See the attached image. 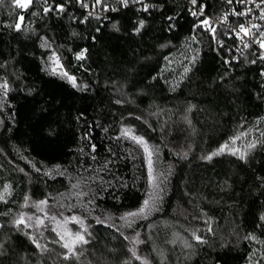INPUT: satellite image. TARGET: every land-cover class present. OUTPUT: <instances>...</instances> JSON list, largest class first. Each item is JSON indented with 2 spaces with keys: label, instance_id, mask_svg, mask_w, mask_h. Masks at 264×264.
Instances as JSON below:
<instances>
[{
  "label": "trees",
  "instance_id": "trees-1",
  "mask_svg": "<svg viewBox=\"0 0 264 264\" xmlns=\"http://www.w3.org/2000/svg\"><path fill=\"white\" fill-rule=\"evenodd\" d=\"M236 1L0 0V264H264V26L202 24Z\"/></svg>",
  "mask_w": 264,
  "mask_h": 264
},
{
  "label": "built area",
  "instance_id": "built-area-1",
  "mask_svg": "<svg viewBox=\"0 0 264 264\" xmlns=\"http://www.w3.org/2000/svg\"><path fill=\"white\" fill-rule=\"evenodd\" d=\"M27 2L28 0H21V3ZM236 4L239 5L240 10L231 7L218 18L206 17L204 21H207V23L202 21V24L207 28H214L216 26L227 27L229 30L228 37L233 36L237 42V49L244 51L257 41V35L263 29L264 0H237ZM196 8V5L191 8L193 13L204 14V4H201L198 9ZM107 10V7H101L100 5L91 8L96 17L101 16L102 13L106 15ZM242 28L246 29L247 33L241 31Z\"/></svg>",
  "mask_w": 264,
  "mask_h": 264
},
{
  "label": "snow or ice",
  "instance_id": "snow-or-ice-1",
  "mask_svg": "<svg viewBox=\"0 0 264 264\" xmlns=\"http://www.w3.org/2000/svg\"><path fill=\"white\" fill-rule=\"evenodd\" d=\"M16 2H17V5L20 6V7H26V4L21 3V0H16ZM28 2H30V0H28ZM97 2L99 3L100 0H97ZM124 2L126 4L127 3V0H124ZM195 2H196V0H193V3H195ZM193 15H196V13H193ZM21 19H22V17H21ZM204 23H207V21H204ZM241 31H245L247 33V30L246 29H243V28L241 29ZM262 47H264V45H262ZM72 79H73V82H74V78H72ZM262 135H264V134H262ZM238 138L239 137H236L235 139H238ZM132 139L134 141H136L138 144L143 145L145 151L148 152L149 153V157H151V152H149L148 146H147L146 142L142 138L133 136ZM235 139H233V141H232L233 144L235 143ZM254 146H255L254 144H250L249 145V147H254ZM228 147H229L228 144H225V145H223L220 148L219 151L220 152H223L225 149H228ZM217 154L218 153H213L212 155H217ZM233 154H236V152L233 151ZM211 158H212L211 156L207 157V159H211ZM241 158H243V154H241ZM151 163H152L151 162V159H149V166L150 167H151ZM0 199H2V197H0ZM41 203H45V202H41ZM144 206L145 207L140 210L141 213L144 212L145 208H148V206H149V201L148 200H146L144 202ZM129 215H137V213H130ZM73 219H75V218H73ZM22 222H23V218H21V220L19 221V223H22ZM78 222L82 224V222H80V221H78ZM85 231H86V229H85ZM195 239L199 240L200 238L199 237H195ZM76 242L87 243V240H85V237L78 232V233L75 234V239L73 240V244H75ZM64 247L69 248L71 250L72 245L65 244ZM137 258L139 259V257H137ZM144 264H147V261H145Z\"/></svg>",
  "mask_w": 264,
  "mask_h": 264
},
{
  "label": "rangeland",
  "instance_id": "rangeland-1",
  "mask_svg": "<svg viewBox=\"0 0 264 264\" xmlns=\"http://www.w3.org/2000/svg\"><path fill=\"white\" fill-rule=\"evenodd\" d=\"M27 5V3H24ZM262 45H264V41L261 43V48L262 50L264 51V47H262ZM53 63H56L58 65V60L55 58L52 60ZM77 223V225L79 226V230H76V231H72L71 229H66V230H63V231H60V237H61V240L63 241L64 245L65 244H69V245H72V248L71 250L68 248L69 251H73L75 249V247L79 244H81V242H76L75 244H73V240L75 239V234L76 233H80L82 234L85 238V226L84 224L82 223H79L77 221H75Z\"/></svg>",
  "mask_w": 264,
  "mask_h": 264
},
{
  "label": "bare ground",
  "instance_id": "bare-ground-1",
  "mask_svg": "<svg viewBox=\"0 0 264 264\" xmlns=\"http://www.w3.org/2000/svg\"><path fill=\"white\" fill-rule=\"evenodd\" d=\"M220 15H222V14H220Z\"/></svg>",
  "mask_w": 264,
  "mask_h": 264
},
{
  "label": "crops",
  "instance_id": "crops-1",
  "mask_svg": "<svg viewBox=\"0 0 264 264\" xmlns=\"http://www.w3.org/2000/svg\"><path fill=\"white\" fill-rule=\"evenodd\" d=\"M264 52V51H263Z\"/></svg>",
  "mask_w": 264,
  "mask_h": 264
}]
</instances>
